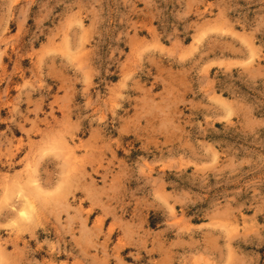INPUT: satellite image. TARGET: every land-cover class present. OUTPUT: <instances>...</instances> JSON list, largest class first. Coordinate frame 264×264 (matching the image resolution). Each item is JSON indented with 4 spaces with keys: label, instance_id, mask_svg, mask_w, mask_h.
I'll return each instance as SVG.
<instances>
[{
    "label": "rangeland",
    "instance_id": "374dc122",
    "mask_svg": "<svg viewBox=\"0 0 264 264\" xmlns=\"http://www.w3.org/2000/svg\"><path fill=\"white\" fill-rule=\"evenodd\" d=\"M0 264H264V0H0Z\"/></svg>",
    "mask_w": 264,
    "mask_h": 264
},
{
    "label": "snow or ice",
    "instance_id": "6c2138e0",
    "mask_svg": "<svg viewBox=\"0 0 264 264\" xmlns=\"http://www.w3.org/2000/svg\"><path fill=\"white\" fill-rule=\"evenodd\" d=\"M42 136H45V137H49L51 138L52 136L55 135V131L53 129H46L44 132L41 133ZM67 136V132H62V134L58 137V141L61 145H63V138ZM20 216L22 218H27L25 216V213L24 212H21L20 213Z\"/></svg>",
    "mask_w": 264,
    "mask_h": 264
},
{
    "label": "bare ground",
    "instance_id": "6f19581e",
    "mask_svg": "<svg viewBox=\"0 0 264 264\" xmlns=\"http://www.w3.org/2000/svg\"><path fill=\"white\" fill-rule=\"evenodd\" d=\"M28 178H30V177H28ZM31 179V178H30ZM35 181V180H34ZM28 182V181H27ZM28 184H30V183H28ZM35 193V192H34ZM32 209H33V207H31V205L30 204H27L23 209H21V211H20V213L21 212H24L25 213V216L27 217L26 219L25 218H22L21 216H20V213H19V215H18V217H20V219L21 220H23V221H28L29 219H31V217H32Z\"/></svg>",
    "mask_w": 264,
    "mask_h": 264
}]
</instances>
